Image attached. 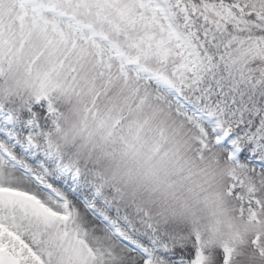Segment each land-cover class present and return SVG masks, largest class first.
I'll list each match as a JSON object with an SVG mask.
<instances>
[{"label": "rangeland", "instance_id": "374dc122", "mask_svg": "<svg viewBox=\"0 0 264 264\" xmlns=\"http://www.w3.org/2000/svg\"><path fill=\"white\" fill-rule=\"evenodd\" d=\"M188 32L173 0H0V264H264V137Z\"/></svg>", "mask_w": 264, "mask_h": 264}, {"label": "trees", "instance_id": "16d2710c", "mask_svg": "<svg viewBox=\"0 0 264 264\" xmlns=\"http://www.w3.org/2000/svg\"><path fill=\"white\" fill-rule=\"evenodd\" d=\"M175 1L191 17L193 32L187 39L202 59V92L221 99L232 130H243L254 141L264 137V79L251 78L241 66L253 50L247 42L264 43V0ZM260 144L264 151V140Z\"/></svg>", "mask_w": 264, "mask_h": 264}]
</instances>
